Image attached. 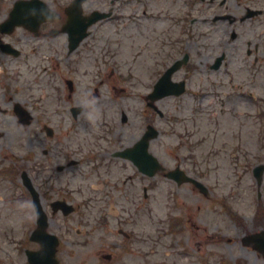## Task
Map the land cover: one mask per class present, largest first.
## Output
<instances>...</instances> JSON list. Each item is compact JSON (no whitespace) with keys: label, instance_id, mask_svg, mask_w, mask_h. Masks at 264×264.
<instances>
[{"label":"flooded vegetation","instance_id":"obj_1","mask_svg":"<svg viewBox=\"0 0 264 264\" xmlns=\"http://www.w3.org/2000/svg\"><path fill=\"white\" fill-rule=\"evenodd\" d=\"M76 1L79 0H0V115H5L0 118V126L8 127L0 134L5 141L2 147L8 152L6 157L0 156L8 163L16 161L13 164L18 166L17 152L25 151L10 129L26 135L29 172L35 178L40 163L32 162L37 160L44 143L48 171L38 175L47 174L49 179L44 182L48 185L46 200L49 205L60 201L75 207L72 214L49 221L48 231L59 239V264H75L68 259L79 257L87 260L85 264H179L177 258L187 253V247L197 237L190 215L197 189L192 184L179 185L167 179L165 171H159L151 180L156 181L152 183L154 187L166 178L173 191L160 192L155 219L143 217L153 214L143 201L149 199L152 184L131 157L117 153L134 149L149 121L154 124L163 118L160 111L164 100L151 102L149 94L140 97L143 109L152 118L146 115L134 130L125 127L130 118L123 117V112L134 114L138 107L116 96L115 82L122 77V71L112 61L111 50L114 32H126L130 41L144 40L142 56L146 60L131 50L128 71L136 82H157L164 77L163 63L158 61L168 59L178 44L174 35H178L179 22L162 29L156 21L146 25L134 22L133 27L117 10L132 0ZM232 2L235 12L231 11ZM205 3V21L211 36L217 37L218 47L223 48L226 35L237 41L232 48L247 49L242 58L250 61L256 77H262L264 82V0ZM100 16L102 19L94 21ZM164 48L169 52L165 53ZM90 52L97 58L91 59ZM214 66L210 65L211 71ZM222 74L221 66L214 70V76ZM125 78H129L128 73ZM234 95L235 88L231 98ZM21 111L30 115L28 126L21 124ZM143 113L140 111L139 116ZM44 127L53 129L51 137L43 134L44 138H40ZM162 150V143L154 146L151 141L150 151L160 163ZM187 173L200 176L192 168ZM182 188L185 193H181ZM205 200L211 202L212 198L208 195ZM220 209L226 222L221 238L235 243V236L226 232L232 233V227L244 231L238 187L224 189ZM255 229L253 224L254 232ZM25 237L19 235L21 244H17L15 260L1 264L29 263L27 250L38 251L41 247L24 242ZM240 243H245L244 234ZM236 252L232 250L231 256Z\"/></svg>","mask_w":264,"mask_h":264},{"label":"rangeland","instance_id":"obj_2","mask_svg":"<svg viewBox=\"0 0 264 264\" xmlns=\"http://www.w3.org/2000/svg\"><path fill=\"white\" fill-rule=\"evenodd\" d=\"M142 1L154 8H168L165 4H152L150 3L151 0ZM178 1L182 3L185 2L184 0ZM198 5L199 8L197 6V9L199 12H206V4H201L199 2ZM234 5L235 2H232V12L234 11ZM138 8V4H133V15L139 14L141 9L144 7H141L139 11ZM183 10H185L183 4L180 6L175 4V7L173 8V11L176 13H183ZM193 15L199 17V19L203 17V15L195 14L194 12ZM202 27V24L198 26L196 37L192 42L194 46L203 48V53L201 55L194 56L196 64H200L206 53V44L202 34ZM120 42L122 43V41H119L118 43ZM195 42L198 43V46ZM197 51H202V49L192 50V53ZM231 55L232 62L237 63L244 70L242 79L244 81L243 83L250 87L249 90L255 94L256 97L259 99L264 98L260 96V94L264 93V82L262 81V77H256V80L251 83L249 68L243 67L245 64L242 63V57L234 53H231ZM127 56L128 48L123 46L122 48L117 49L114 59L123 65ZM142 85L145 87L144 84ZM135 86L140 88L139 83H136ZM134 91L137 92V90ZM225 99L229 106H243L244 112L239 115L237 114V118L240 120L241 126L235 124L237 122V118L235 117L236 115L233 116L232 119H230L225 113H222V116H219L217 119L208 118V114L206 113L210 111H219L217 110V102L219 98H216L213 106L208 107L206 111H204L203 106H201L198 111L193 114L188 112L185 114H178L173 107L166 112V115L162 120V141L164 144L163 155L165 157V163L168 164L169 167H173L174 165L173 157L178 156L179 159L182 157L185 158V162L182 163L183 165L187 167L192 166L193 169H201L204 170V172L209 173V177L206 179V182L208 183V186L210 185L212 187L214 197H220L221 193L224 191L223 187L229 185L226 176L230 175V171L234 172L236 176L233 180L231 179V181L236 182L242 192L241 206L243 209H241V212L244 217L243 223L246 226L245 228H249L254 218L256 204L254 199L255 196H257V187L252 176V170L257 164L264 163V129L263 125H260L259 118H256L253 105L248 98L243 99L244 103H242V105H238L235 98L225 97ZM240 115L242 116L241 118ZM229 123H233L231 129H224V125ZM6 130H8V127ZM10 131L13 133L15 140L22 141L23 151L26 152L28 149L27 136L22 135L21 132H15L12 129H10ZM40 138H42L41 135ZM36 144L38 146V141H36ZM41 149L42 146H40L39 150L41 151ZM236 149L238 151L235 153ZM19 153H23L22 150H20ZM233 154H236L235 159H233ZM42 163H44V161ZM0 181L5 183L4 178L0 177ZM163 185H165V183ZM5 186L6 185H2L0 188V260L3 258L4 252L5 256L8 254L9 259L14 258V249L10 240L12 237V229L15 228L16 220L18 218V212L20 218L31 216V213L26 211V207L23 203H21V201L19 203L20 206H18L17 200L23 199L19 190H16L13 187V191L5 190ZM261 189L264 191V183L262 184ZM153 196H157V194L155 193ZM262 205L264 207V196ZM147 206L153 211V215L148 217L155 218L157 212L156 198L155 200L148 201ZM199 206H202L205 209L208 208L207 204H203L200 200H196L195 209ZM13 208L16 209L14 214L17 218L12 215ZM217 210L218 209H214L213 207L210 209L212 212L209 219V233L216 231L218 226H222L220 218L216 215ZM7 216L10 218H6ZM195 221L196 224L202 228L206 225V222L198 219L197 216H195ZM231 229L233 230L232 234L235 236L234 240L238 241L242 232L235 229V227H232ZM194 230L196 234L199 235L207 234V232L205 233L199 228H194ZM219 231H221V229ZM199 245H206V243L201 242ZM3 247L4 250L2 251ZM234 249L237 251L236 254H234L235 258H238L240 254L245 264L246 262L249 264L256 263L255 256L252 253H247L245 248L242 249L239 242L235 244V248L230 243L229 245L224 244L220 247H217L216 244L212 243L209 246H204L199 251L191 250L192 255L189 258V261L185 257H179L178 260L184 264H199L202 256L206 252L213 251L211 254L215 253L218 255L219 252L228 253ZM246 256H249V259H246ZM214 260L215 262H218V258ZM72 261L74 262L76 259Z\"/></svg>","mask_w":264,"mask_h":264}]
</instances>
